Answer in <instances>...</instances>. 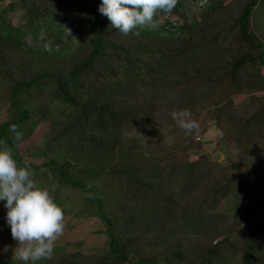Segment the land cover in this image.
<instances>
[{
  "label": "trees",
  "instance_id": "16d2710c",
  "mask_svg": "<svg viewBox=\"0 0 264 264\" xmlns=\"http://www.w3.org/2000/svg\"><path fill=\"white\" fill-rule=\"evenodd\" d=\"M100 2L0 0V148L105 235L92 253L67 242L35 264H264V0H206L138 35L116 31ZM66 17L79 23L69 45ZM38 36L48 48L26 42ZM180 109L190 133L171 118ZM206 110L236 148L226 163L189 154Z\"/></svg>",
  "mask_w": 264,
  "mask_h": 264
},
{
  "label": "clouds",
  "instance_id": "9594fccd",
  "mask_svg": "<svg viewBox=\"0 0 264 264\" xmlns=\"http://www.w3.org/2000/svg\"><path fill=\"white\" fill-rule=\"evenodd\" d=\"M175 3L176 0H101L97 11L119 33L138 35L136 28L154 27L156 13L171 11ZM170 115L186 134L197 127L187 109L174 110ZM11 130L16 131L15 125ZM0 201L6 209L11 237L18 245L14 249L16 259L22 264L50 259L54 242L63 233V209L46 188L38 185L31 169L20 166L5 148H0Z\"/></svg>",
  "mask_w": 264,
  "mask_h": 264
},
{
  "label": "rangeland",
  "instance_id": "374dc122",
  "mask_svg": "<svg viewBox=\"0 0 264 264\" xmlns=\"http://www.w3.org/2000/svg\"><path fill=\"white\" fill-rule=\"evenodd\" d=\"M206 0H184L182 2V6L178 10H171L169 12H157L156 15L159 17V22H163L165 18L173 19L178 22L183 21L184 18H191L196 16L201 10V6L205 3ZM13 23L19 24L23 21L20 12H16L13 15ZM62 28L64 30V37L62 41L68 43L70 39L66 36L70 37L74 34H77L79 23L75 21L71 17L64 18L62 22ZM40 37L34 41L31 39H26L27 43H31V45L45 47L48 48L49 45L45 42L40 41ZM247 97H235L234 103L238 105H242L247 102ZM212 111L206 110L202 113L203 120L209 124L208 130L202 136L197 138L200 141V146L198 149L190 150V156L194 157L199 153H207L212 159L220 161L222 163L228 162L230 159L234 158L236 153L235 146L228 142L219 144V132L215 129L211 122ZM159 137L165 142H170V137L167 133H160ZM144 138V137H143ZM187 147V145H186ZM48 190V187L45 186ZM49 191V190H48ZM228 204L226 201H222L220 206L217 208L220 211H228ZM5 213L6 209L3 207L0 210V253L6 256L16 257L14 253V249L18 246L17 242L14 241L11 237L10 227L6 224L5 221ZM102 224L100 220L96 217H87V218H79L74 217L69 214H64V229L63 233L60 237L56 239L54 242V246L63 245L67 242H78L79 245L77 247L83 253H92L95 249L101 247L105 241V235L101 231ZM5 247L7 250L5 251Z\"/></svg>",
  "mask_w": 264,
  "mask_h": 264
}]
</instances>
